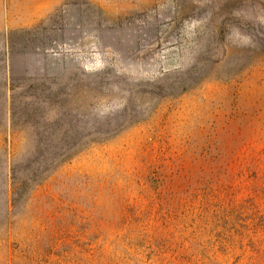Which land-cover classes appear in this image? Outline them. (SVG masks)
I'll return each instance as SVG.
<instances>
[{
	"label": "rangeland",
	"instance_id": "1",
	"mask_svg": "<svg viewBox=\"0 0 264 264\" xmlns=\"http://www.w3.org/2000/svg\"><path fill=\"white\" fill-rule=\"evenodd\" d=\"M32 160L0 264H264V0H0V213Z\"/></svg>",
	"mask_w": 264,
	"mask_h": 264
},
{
	"label": "trees",
	"instance_id": "2",
	"mask_svg": "<svg viewBox=\"0 0 264 264\" xmlns=\"http://www.w3.org/2000/svg\"><path fill=\"white\" fill-rule=\"evenodd\" d=\"M100 112V111H99ZM102 113V112H100ZM103 114V113H102ZM101 115V114H100ZM113 115L112 111H106L104 112L102 117L110 118ZM52 117V116H50ZM50 122L44 126V130L48 129L47 132L49 133H56L57 130L60 129V125H57V122L55 118H47ZM47 125H50L47 127ZM69 126V125H67ZM59 128V129H57ZM35 134V133H34ZM28 145L27 148L31 146V148L28 150L29 154L35 155V156H42V152L50 151L53 154V157L48 161L47 169L54 167V162L58 164V162H64L71 154V148L75 146V143L65 144L62 147H58L56 143H53L50 140H45L41 137L37 138H31L27 141ZM55 148V150H54ZM59 150V151H58ZM35 159V158H33ZM34 162H37V160H32ZM41 168V171L39 169ZM43 169V170H42ZM35 173L32 175H24V177H20L14 173L11 169V173H5V178L3 180L4 182V188L3 193L1 194V197H3V208L1 209V215L3 216V224H0V227L5 230V232H9L12 228V223L14 222V218L17 220V218H20L22 210L25 207L27 196L29 195V190L33 189L30 188V184H35L40 179H42L44 175V170H46V167L44 168V165L42 166V161L39 160L37 162V167L35 168ZM43 173V175H42ZM9 176V177H8ZM38 184V183H37ZM36 185V184H35ZM2 191V190H1ZM1 223V222H0Z\"/></svg>",
	"mask_w": 264,
	"mask_h": 264
}]
</instances>
